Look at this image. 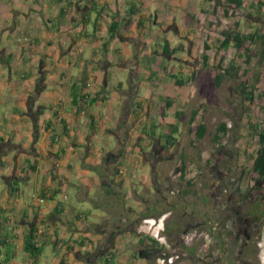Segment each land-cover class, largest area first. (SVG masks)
I'll return each instance as SVG.
<instances>
[{
  "label": "crops",
  "instance_id": "obj_1",
  "mask_svg": "<svg viewBox=\"0 0 264 264\" xmlns=\"http://www.w3.org/2000/svg\"><path fill=\"white\" fill-rule=\"evenodd\" d=\"M200 4L0 0V264H33V231L37 264L46 250V264H159L166 245L183 246L186 214L171 198L182 173L170 171L167 136L187 124L170 94L176 80L140 94L139 58L151 46L169 56L166 40L189 33L184 17ZM200 248L186 262L198 263Z\"/></svg>",
  "mask_w": 264,
  "mask_h": 264
},
{
  "label": "rangeland",
  "instance_id": "obj_2",
  "mask_svg": "<svg viewBox=\"0 0 264 264\" xmlns=\"http://www.w3.org/2000/svg\"><path fill=\"white\" fill-rule=\"evenodd\" d=\"M217 1L220 3L216 4ZM242 1L243 8L235 9L227 0H201L198 8L192 7L195 14L184 17L182 26L189 28V33L186 32L181 37L176 31L178 37L166 40L170 46L168 50L174 52L167 56L164 54L165 48H157L160 52L155 57V47L151 46V52L139 58V84L144 81L148 86H140L142 96L149 95L150 85L157 89L156 85L161 83V77L176 80L170 94L176 103V109H181L184 114L187 132L183 136L182 133L176 135V147L168 156L173 160L170 171L178 170L182 173L183 166H186L185 175L190 174L191 177L181 180L177 178L176 182H172L171 190H179L184 198L196 204H200V196H210L209 192L214 184L212 171L216 161L221 157L225 160L220 154L227 153L231 157L242 152V167L251 171L253 155L261 147L260 132L264 131V63L259 61V54L263 49L262 40L248 45L252 51L250 61H247L244 49H237L233 44L227 49L222 47L223 33L226 31L256 34V39L257 34L264 36V0ZM259 2L263 3L261 7ZM178 27H181L179 22ZM176 32L171 29L169 35L174 36ZM205 56H208L207 62L204 60ZM113 57L111 59L114 61L120 58ZM160 64L172 67L159 73ZM112 73L108 72L110 83L106 91L111 95L109 104L116 96L112 86ZM219 73L224 77L218 86L215 78ZM119 77L124 79L120 74ZM126 83L131 84L129 81ZM178 83L181 85H177ZM194 112L197 113L195 119ZM189 118L191 121H188ZM200 123L205 125L206 134L199 139L196 131ZM223 124L227 125V133L219 134L218 130ZM122 127L120 124V128ZM152 130L149 128L147 133ZM216 135L220 136L218 141L215 140ZM191 180H195V183L190 186ZM167 196L169 197L168 194ZM171 198L172 203L178 205L179 199L174 193ZM71 200L76 201L74 195ZM261 204L264 206L263 202ZM261 221L262 234L264 218ZM166 247L164 254L179 255L182 260L183 251L179 244ZM261 257L264 261L263 254ZM51 260L50 251L46 250L43 253V264ZM181 260L176 264H181Z\"/></svg>",
  "mask_w": 264,
  "mask_h": 264
},
{
  "label": "flooded vegetation",
  "instance_id": "obj_3",
  "mask_svg": "<svg viewBox=\"0 0 264 264\" xmlns=\"http://www.w3.org/2000/svg\"><path fill=\"white\" fill-rule=\"evenodd\" d=\"M241 154H220L225 160L221 157L216 161L210 196H200V204L173 192L179 199V206L172 204L173 208L181 207L186 214L182 217L181 264L195 263L186 261L196 244L201 246L197 264H262L259 241L264 218V177L242 167Z\"/></svg>",
  "mask_w": 264,
  "mask_h": 264
},
{
  "label": "trees",
  "instance_id": "obj_4",
  "mask_svg": "<svg viewBox=\"0 0 264 264\" xmlns=\"http://www.w3.org/2000/svg\"><path fill=\"white\" fill-rule=\"evenodd\" d=\"M220 3L219 1H217L216 4ZM227 3H229L231 6H233L235 9H242L243 8V1L242 0H227ZM261 7L263 5L262 2L258 3ZM256 35V34H255ZM254 34H245V33H233L230 31H226L223 33L224 36V40L222 42V47L227 49L230 47V45H234L237 49H244V52L246 54L247 57V61H250V59L252 58V51L250 49V45L256 41L262 40V46L263 49L261 51V53L259 54L260 57V62L264 63V36L263 35H258V38L256 39V36ZM249 45V46H248ZM169 46H167L168 49ZM174 51H169L166 50V53L171 54ZM204 60L207 62L208 61V56H205ZM224 75L219 73L216 78H215V82L216 84L219 86L221 83V80L223 79ZM182 83V82H179ZM177 84V85H181V84ZM171 102L168 101V107L171 106ZM197 113L194 112L193 113V117L194 119L196 118ZM177 132L175 127H171L170 128V134H168L167 136V144L170 146H173L176 144L177 140L174 137V134ZM219 134H225L227 133V125L223 124L220 126L219 130H218ZM206 134V127L203 123H200L197 127V131H196V136L197 138H203ZM220 139L219 135L215 136V140L218 141ZM260 141H261V147L260 149H258L256 151V153L253 155V166H252V171L253 173H255L256 175H258L259 177L263 178L264 177V131L260 132ZM185 167L183 166V172L181 174V178L183 179L185 177ZM190 186L193 185V183H195V180H191L190 182ZM36 231H33L31 234H29L26 238L25 241V252L28 253L32 259L34 260L33 264H37V260L39 258V256L42 253V248L38 245V241H37V237H36ZM144 243V242H142ZM164 252V251H163ZM162 252V253H163ZM168 256L170 254H161L159 256L163 257V256ZM8 260H10V256L6 257L5 261L7 262Z\"/></svg>",
  "mask_w": 264,
  "mask_h": 264
},
{
  "label": "built area",
  "instance_id": "obj_5",
  "mask_svg": "<svg viewBox=\"0 0 264 264\" xmlns=\"http://www.w3.org/2000/svg\"><path fill=\"white\" fill-rule=\"evenodd\" d=\"M260 246H261V254H263V258H264V231L261 235V240L259 242ZM178 260H181L180 256L179 255H166V256H163L161 257L159 260H158V263L160 264H176V262ZM263 264H264V261H263Z\"/></svg>",
  "mask_w": 264,
  "mask_h": 264
}]
</instances>
